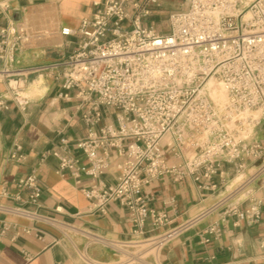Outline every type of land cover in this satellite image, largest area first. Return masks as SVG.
<instances>
[{
    "label": "built area",
    "instance_id": "obj_1",
    "mask_svg": "<svg viewBox=\"0 0 264 264\" xmlns=\"http://www.w3.org/2000/svg\"><path fill=\"white\" fill-rule=\"evenodd\" d=\"M14 1L0 0V14L7 20L0 26V76L6 80L63 70L58 96L80 102L89 132L75 148L87 163L74 158L65 141L42 160L53 156L62 174L89 178L91 185L83 193L93 210L105 213L113 202L127 209L133 228L128 248L139 250L130 260L142 251L145 258L158 256L195 222L161 232L170 220L150 207L152 198L143 194L146 184L166 175L178 180L193 176L200 188L213 189L209 181L222 176L223 162L235 164L242 173L247 161L263 157L264 145L254 140V131L264 121V0L243 5L238 0H185L184 9L169 15L166 32L143 24L157 0L97 1L96 11L83 18L76 31L61 29L63 36L79 38L67 60L28 69H13L16 52L34 37L27 24L11 20ZM211 80L227 93L222 107L207 88ZM16 102L25 111V98ZM102 108L114 112L115 123L97 131ZM8 109L7 98L0 95V112ZM19 149L16 146L10 159H21ZM113 153L121 160L118 174L114 184L105 185L100 179L109 171ZM168 153L181 163L170 164ZM15 187L13 194L4 187L2 195L20 205L1 210L42 220L25 208L39 206L38 177L32 173ZM231 213L249 225L264 215L259 203ZM9 228L0 225V237ZM206 233L216 236L220 229L214 225Z\"/></svg>",
    "mask_w": 264,
    "mask_h": 264
},
{
    "label": "crops",
    "instance_id": "obj_2",
    "mask_svg": "<svg viewBox=\"0 0 264 264\" xmlns=\"http://www.w3.org/2000/svg\"><path fill=\"white\" fill-rule=\"evenodd\" d=\"M97 1L103 0L14 1L9 11L11 20L27 24L34 37L16 52L13 69L38 68L67 60L76 50L79 38L63 36L61 29L70 27L76 31L81 20L96 11ZM245 3L247 0L241 5ZM185 7V0H157V5L149 7L151 13L143 24L166 32L169 15ZM147 19L154 21L151 24ZM6 24L0 14V26ZM3 68L0 60V71ZM12 81L23 85L16 89ZM62 82V69L13 80L0 76V95L9 103V109L0 112V206L20 205L4 197L2 190L7 187L10 193H16V182L32 173L42 189L39 206H25L42 220L19 217L0 207V225H10L0 237V264H147L149 258L152 261L148 264H264V215L258 223L249 225L231 213L234 208L242 210L255 203L264 211V155L260 160L246 162L242 183L237 181L235 164L223 162L222 176L217 174L209 181L215 186L213 189L200 188L193 176L178 180L166 175L146 184L143 194L152 198L150 207L170 220L161 232L195 222L158 256L146 258L145 263H126L131 254L139 251L128 248L133 241V228L127 209L113 202L105 213L93 210L83 193L91 185L89 178L82 176L77 180L62 174L59 160L53 156L42 160L46 152L59 149L65 141L71 155L81 164L87 163L75 143L87 136L89 128L82 118L80 102L59 98ZM16 97L27 101L25 111L19 108ZM102 111L104 117L97 131L115 123L113 111ZM254 140L264 145V121L255 128ZM16 146L20 147V160L10 159ZM167 157L172 165L182 160L169 153ZM120 161L113 153L111 167L100 179L103 184L116 182V165ZM214 225H218L220 233L209 236L206 231ZM27 229L30 233H26Z\"/></svg>",
    "mask_w": 264,
    "mask_h": 264
},
{
    "label": "bare ground",
    "instance_id": "obj_3",
    "mask_svg": "<svg viewBox=\"0 0 264 264\" xmlns=\"http://www.w3.org/2000/svg\"><path fill=\"white\" fill-rule=\"evenodd\" d=\"M11 85L13 87H15L16 89H19L22 87L23 83H17L15 81H12ZM208 90L211 92L212 98L214 99V101L217 103L218 106H224V104H226L227 100H228V96L227 93L223 87V85L215 80H211L207 86ZM243 176H238L237 177V181L242 180ZM139 248H144V246H139ZM145 251H142L141 253H139L137 258H131V260L129 259L127 262H133L134 261H138V262H142L145 263V261L143 260L146 256V254H144ZM148 264V263H147Z\"/></svg>",
    "mask_w": 264,
    "mask_h": 264
},
{
    "label": "rangeland",
    "instance_id": "obj_4",
    "mask_svg": "<svg viewBox=\"0 0 264 264\" xmlns=\"http://www.w3.org/2000/svg\"><path fill=\"white\" fill-rule=\"evenodd\" d=\"M238 1L241 2V3H244L245 0H238ZM248 1H250V0H247V2H248ZM152 21H154V20H152V19H147V22H148V23H151V24H152ZM164 26H167L166 23H165ZM12 80H13V79H12ZM19 83H21V82H19ZM21 96H25V94H21ZM20 98H21V97H20ZM216 104H217V103H216ZM224 105H225V104H224ZM221 107H222V106H221ZM256 115H257V114H256ZM241 175L243 176V178H242V180L238 181V182H240V183L244 182V181H245V178H246L244 172L239 173V174L237 175V177H238V176H241ZM145 259H146V258H145ZM145 259H143V260L145 261ZM123 260L125 261L126 258H124ZM151 261H152V259H150V258H149L148 260H146L147 263H151ZM133 262H135V263H142V262H138V261H133Z\"/></svg>",
    "mask_w": 264,
    "mask_h": 264
}]
</instances>
